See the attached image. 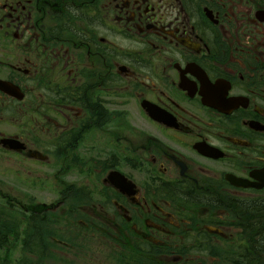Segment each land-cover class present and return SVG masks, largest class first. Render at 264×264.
Segmentation results:
<instances>
[{
	"label": "flooded vegetation",
	"instance_id": "flooded-vegetation-1",
	"mask_svg": "<svg viewBox=\"0 0 264 264\" xmlns=\"http://www.w3.org/2000/svg\"><path fill=\"white\" fill-rule=\"evenodd\" d=\"M78 247L264 264V0H0V264Z\"/></svg>",
	"mask_w": 264,
	"mask_h": 264
},
{
	"label": "rangeland",
	"instance_id": "rangeland-1",
	"mask_svg": "<svg viewBox=\"0 0 264 264\" xmlns=\"http://www.w3.org/2000/svg\"><path fill=\"white\" fill-rule=\"evenodd\" d=\"M10 264H14L21 257L24 260L25 264H29L32 260V257L22 249H14L12 251H7ZM112 252L107 251L106 249H82L74 248L72 249V264H108L111 258ZM49 259V258H48ZM47 261L50 263V259ZM45 260H42L43 264H48ZM51 264V263H50Z\"/></svg>",
	"mask_w": 264,
	"mask_h": 264
},
{
	"label": "trees",
	"instance_id": "trees-1",
	"mask_svg": "<svg viewBox=\"0 0 264 264\" xmlns=\"http://www.w3.org/2000/svg\"><path fill=\"white\" fill-rule=\"evenodd\" d=\"M135 252V253H134ZM128 253H131L132 255V264H156L153 260L148 259L145 256L139 255L138 253L136 254V251H129ZM128 253H124V256H127ZM120 264H130L129 260L127 259H122L121 258V262Z\"/></svg>",
	"mask_w": 264,
	"mask_h": 264
}]
</instances>
